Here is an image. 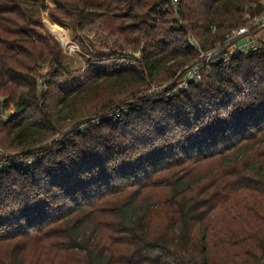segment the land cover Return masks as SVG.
<instances>
[{"label": "trees", "instance_id": "obj_1", "mask_svg": "<svg viewBox=\"0 0 264 264\" xmlns=\"http://www.w3.org/2000/svg\"><path fill=\"white\" fill-rule=\"evenodd\" d=\"M55 1L84 70L46 33L45 0H0V264H264V42L149 92L175 88L192 37L222 43L261 0ZM96 25L123 39L114 64Z\"/></svg>", "mask_w": 264, "mask_h": 264}, {"label": "built area", "instance_id": "obj_2", "mask_svg": "<svg viewBox=\"0 0 264 264\" xmlns=\"http://www.w3.org/2000/svg\"><path fill=\"white\" fill-rule=\"evenodd\" d=\"M172 5L177 9L180 0H169ZM259 5L264 7V0H261ZM251 7L258 8L257 3H252ZM247 22L245 25L233 28L225 35V39L222 43L203 49L199 46L196 38L192 37L190 43L199 49V55L184 70L180 71L177 76H183L177 81L174 91H184L189 88L192 82L199 83L203 79V69L212 64L213 62H227L231 59L235 52H240L245 55H250L253 51L258 50L261 47V42L253 35L251 30L264 29V11L258 15L253 16L251 13L247 14ZM114 113H111V116ZM117 116H121V111ZM99 122V121H97ZM1 151V149H0Z\"/></svg>", "mask_w": 264, "mask_h": 264}, {"label": "rangeland", "instance_id": "obj_3", "mask_svg": "<svg viewBox=\"0 0 264 264\" xmlns=\"http://www.w3.org/2000/svg\"><path fill=\"white\" fill-rule=\"evenodd\" d=\"M45 2L49 5V9L41 10L40 11V18H41V20L45 26L46 33H48V32L52 33L55 36V38L59 41L64 52L68 56L73 57L75 59V61L77 62V64H82L83 70L85 68L89 67L90 64L87 61L89 55H87L83 52L81 43L77 39L74 38L70 27L67 25L57 23V22L52 20L51 15H50V8H53L56 6V1L55 0H45ZM251 32L253 33V35L256 38L260 37L261 40L264 42V29H262V30L259 29L256 31L251 30ZM85 36H87L88 42L91 43V45L95 46L93 48L97 49L99 55H102L106 58L111 53L110 51H108L109 48L111 49L112 45L117 40H118V42L123 40L121 37L114 38L113 36H111L109 34V32L103 31L100 28V26H98V25L86 29ZM108 59H106V60H100L99 59L98 63L101 62L104 65L108 64V63H110V64L116 63V62L112 61L111 58L108 57ZM181 78H183V76H180V79ZM172 83H173V80H169V81H164L161 84H155L154 85L155 87L153 86L152 88H150L149 92L157 93V92H161V91H166L167 89L170 88L171 94H175L176 93L174 91L175 88L172 89L171 86H169ZM122 111L127 113L129 111V109L124 107L121 110V112ZM106 112L107 113L105 114V116L109 113H112V110H110V111L108 110ZM117 115H118V113H117ZM92 120L93 121L91 122V124L93 125V124H96L95 122L101 121V117L97 116V117H94ZM59 137H57V138H59ZM0 149L2 151V147H0ZM1 153H4V151H2ZM35 162H36V159H26V160L22 161V163H24L28 167H33ZM33 255H34V252L31 254V256H33Z\"/></svg>", "mask_w": 264, "mask_h": 264}, {"label": "water", "instance_id": "obj_4", "mask_svg": "<svg viewBox=\"0 0 264 264\" xmlns=\"http://www.w3.org/2000/svg\"><path fill=\"white\" fill-rule=\"evenodd\" d=\"M129 56H132V57H135V58H140L141 55H142V51H138V52H133V51H130L127 53Z\"/></svg>", "mask_w": 264, "mask_h": 264}]
</instances>
